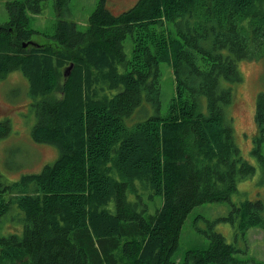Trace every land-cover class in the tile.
<instances>
[{"label":"trees","instance_id":"1","mask_svg":"<svg viewBox=\"0 0 264 264\" xmlns=\"http://www.w3.org/2000/svg\"><path fill=\"white\" fill-rule=\"evenodd\" d=\"M43 1L7 3L0 80L23 73L30 136L58 156L38 172L0 178V264L239 263L213 230L209 246L183 262L173 252L194 206L229 201L256 170L235 144L225 109L233 90L222 81H241L239 61L264 58V0H136L120 13L99 0L85 30L59 18L53 43H30L28 13ZM67 1L55 0L58 10ZM161 62L174 88L165 115ZM256 97L253 152L264 167V92ZM146 103L155 112L138 118ZM233 205L236 227L264 236V197Z\"/></svg>","mask_w":264,"mask_h":264},{"label":"rangeland","instance_id":"2","mask_svg":"<svg viewBox=\"0 0 264 264\" xmlns=\"http://www.w3.org/2000/svg\"><path fill=\"white\" fill-rule=\"evenodd\" d=\"M10 1L14 0H0V24L9 19L7 3ZM135 1L106 0V5L113 13H120L132 6ZM98 2L99 0H68L66 5L58 10L55 0L43 1L39 13H28L27 25L35 31L30 43H53L54 38L51 36L56 32L55 23L59 18L71 20L79 30H85L89 16ZM129 46V39H126L124 49L127 55H130ZM160 69L158 112L165 115L170 97L174 94L173 77L167 63L161 62ZM238 69L241 81L237 83L222 81L224 86H231L234 95L232 102L225 109L227 115L233 116V135L237 148L256 170L251 176L238 181L237 191L231 195L229 201H207L192 208L182 225L178 244L173 252V258L177 262L184 261L188 250L207 248L211 241L208 233L213 230L221 233L224 241L236 247L235 257L240 261L237 264H264V236L261 228L252 226L241 231L236 227L237 224L230 220V216L235 213L233 204L242 199L264 197V167L253 152L254 146L257 145L255 134L257 131L253 121L254 107L258 92H264V58L259 62L239 61ZM28 88V81L19 70L9 72L0 80V122L7 128L6 134L0 136V178L6 182L18 179L23 173L38 172L58 156L55 146L37 143L30 136L35 113L29 104L31 99L27 94ZM145 105L147 110L138 118L155 112L152 104ZM259 147L264 157V138Z\"/></svg>","mask_w":264,"mask_h":264},{"label":"water","instance_id":"3","mask_svg":"<svg viewBox=\"0 0 264 264\" xmlns=\"http://www.w3.org/2000/svg\"><path fill=\"white\" fill-rule=\"evenodd\" d=\"M71 67H72V65H68L67 69L64 71V75H63L64 77H66L69 74Z\"/></svg>","mask_w":264,"mask_h":264}]
</instances>
